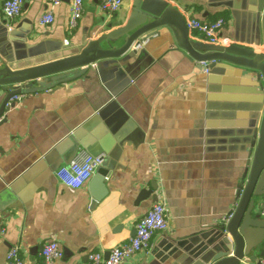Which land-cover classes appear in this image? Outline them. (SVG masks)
Here are the masks:
<instances>
[{
	"label": "crops",
	"instance_id": "1",
	"mask_svg": "<svg viewBox=\"0 0 264 264\" xmlns=\"http://www.w3.org/2000/svg\"><path fill=\"white\" fill-rule=\"evenodd\" d=\"M24 1L21 15L7 20L0 0V67L23 69L65 58L86 39L123 27L138 2L123 0L119 12L107 14L102 0H83L82 18L71 29L72 0L55 8L48 0ZM168 3L186 20L223 18L221 34L230 46L262 52L257 0ZM168 3L139 5L151 11ZM48 11L54 23L42 26ZM189 38L208 43L190 30ZM133 47L136 55L99 61L70 83L21 95L1 118L0 264H8L7 253L15 247L24 264H37L53 239L62 250L55 264H89L92 253L107 258L135 236L136 223L157 202L166 205L168 229L126 264H181L206 247L204 238L214 243L216 228L237 207L259 141L264 82L251 69L200 65L174 36ZM81 151L102 157L95 174L107 173V194L94 206L92 178L79 189L58 179ZM154 185V194L138 202L141 191ZM252 231L260 238L261 229ZM262 260L264 241L241 264Z\"/></svg>",
	"mask_w": 264,
	"mask_h": 264
},
{
	"label": "water",
	"instance_id": "2",
	"mask_svg": "<svg viewBox=\"0 0 264 264\" xmlns=\"http://www.w3.org/2000/svg\"><path fill=\"white\" fill-rule=\"evenodd\" d=\"M257 1L263 37L261 53L242 46L222 47L193 41L189 38L186 19L176 8L168 3L164 8L146 11L141 9L138 0L133 16L123 27L96 41L86 39L77 52L65 58L23 69H15L11 63L0 67V120L15 106L12 101L15 96L41 93L70 83L84 76L99 61L119 58L126 53L136 55L135 43L142 45L155 37L169 40L174 36L179 47L200 65L207 64L212 69L221 62L251 69L264 82V0ZM258 130L259 141L246 170L247 180L229 221L216 228L214 243L203 237L206 247H199L181 264H241L257 244L264 241V115ZM106 177L107 173L102 170L92 177L89 189L92 206L107 194ZM156 190L155 185L150 191L142 190L137 201L147 199ZM154 201H158L157 196ZM252 229H261L262 238H257ZM201 244L199 240L198 245Z\"/></svg>",
	"mask_w": 264,
	"mask_h": 264
},
{
	"label": "built area",
	"instance_id": "3",
	"mask_svg": "<svg viewBox=\"0 0 264 264\" xmlns=\"http://www.w3.org/2000/svg\"><path fill=\"white\" fill-rule=\"evenodd\" d=\"M168 3L169 0H164ZM24 0H5L3 13L7 20H14L23 11ZM52 8L58 7L63 0H48ZM123 0H102L101 10L107 14H114L121 10ZM83 15V0L71 1V16L69 27L74 29ZM54 23L52 11H48L40 18V25L47 26ZM186 25L188 30L197 33L210 44L229 47L230 39L223 37L222 29L226 25L223 18H218L212 22L202 21L195 18H187ZM209 70L206 69V72ZM21 96H15L12 101L17 102ZM102 157H92L81 151L75 159L66 167L59 170L58 179L60 182L74 189L82 188L102 166ZM231 214L224 222H228ZM168 229V210L164 202L155 203L151 209L138 220L135 226V236L126 243L113 248L106 258L101 253L89 254V264H126L127 261L150 247L153 236L158 232ZM1 234V232H0ZM1 236V235H0ZM62 257V250L59 242L53 239L45 244L40 254L37 264H55ZM8 264H24L18 248H11L7 253ZM243 264H248L244 262ZM264 264V260L261 261Z\"/></svg>",
	"mask_w": 264,
	"mask_h": 264
}]
</instances>
